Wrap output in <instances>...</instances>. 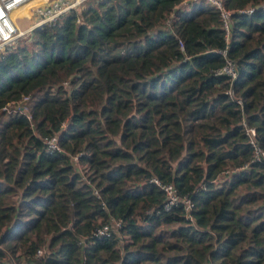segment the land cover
Segmentation results:
<instances>
[{
    "label": "trees",
    "instance_id": "1",
    "mask_svg": "<svg viewBox=\"0 0 264 264\" xmlns=\"http://www.w3.org/2000/svg\"><path fill=\"white\" fill-rule=\"evenodd\" d=\"M180 1L84 0L0 51V264H264V0H221L227 35Z\"/></svg>",
    "mask_w": 264,
    "mask_h": 264
},
{
    "label": "built area",
    "instance_id": "2",
    "mask_svg": "<svg viewBox=\"0 0 264 264\" xmlns=\"http://www.w3.org/2000/svg\"><path fill=\"white\" fill-rule=\"evenodd\" d=\"M29 0H0V51L9 48L15 44V41L29 33L33 28L42 26L43 24H52L59 21L65 13L70 9L78 7L84 0H42L38 3H34L29 7V17H33V21L25 29L19 28L15 20L10 16V12L13 8L27 2ZM200 0H182L176 6L184 7L187 3L197 2ZM216 8H218L222 25L225 30V34L228 33V15L229 10H226L221 3V0H202ZM252 7H246L240 11L250 12ZM3 48V49H2ZM214 74H224L228 79H232L235 75V70L233 68L232 62L228 59L225 60L224 64L214 71ZM65 85L66 82L64 81ZM228 95H232V90L229 88L225 91ZM27 99V96H22L19 100L12 102V109H18L23 112L25 106L22 103ZM9 106V105H8ZM6 107L3 108H8ZM27 114V113H26ZM244 132L248 137V141L252 146V162H257L264 160V149L260 148L254 140V129L251 126H244ZM46 149L49 151L62 152V148L57 142L56 135L50 137H45L43 139ZM77 154L70 155L73 160L76 169L79 170V164L77 162ZM153 180L164 192L165 201L163 203V208L168 209L170 206L174 205L178 201V196L176 195L173 186L170 183H159L156 179ZM185 207L189 206L188 200L185 199ZM114 225L118 226L119 221H115ZM107 226L96 230L97 234L105 232ZM37 254L41 253V250L36 251Z\"/></svg>",
    "mask_w": 264,
    "mask_h": 264
},
{
    "label": "rangeland",
    "instance_id": "3",
    "mask_svg": "<svg viewBox=\"0 0 264 264\" xmlns=\"http://www.w3.org/2000/svg\"><path fill=\"white\" fill-rule=\"evenodd\" d=\"M41 0H35V1H31L30 3L25 4L22 8V14H19L18 16L15 17V22L17 24V26L19 28L25 29L26 27H28V25H30L33 21V17H29V7L31 5H33L34 3H38ZM23 36L18 38L15 43H19L20 41H22ZM3 49V48H2ZM7 110H9V107L7 108Z\"/></svg>",
    "mask_w": 264,
    "mask_h": 264
},
{
    "label": "bare ground",
    "instance_id": "4",
    "mask_svg": "<svg viewBox=\"0 0 264 264\" xmlns=\"http://www.w3.org/2000/svg\"><path fill=\"white\" fill-rule=\"evenodd\" d=\"M31 1H35V0H29V1H27V2H25V3H23V4H21V5H19V6H17V7H15V8H13L12 10H11V12H10V16L15 20V17L16 16H18L19 14H22L23 12H22V8L21 7H23L25 4H27V3H30ZM42 1V0H41ZM40 2V1H39Z\"/></svg>",
    "mask_w": 264,
    "mask_h": 264
},
{
    "label": "water",
    "instance_id": "5",
    "mask_svg": "<svg viewBox=\"0 0 264 264\" xmlns=\"http://www.w3.org/2000/svg\"><path fill=\"white\" fill-rule=\"evenodd\" d=\"M23 112H24V113H27V109L25 108V109L23 110Z\"/></svg>",
    "mask_w": 264,
    "mask_h": 264
}]
</instances>
